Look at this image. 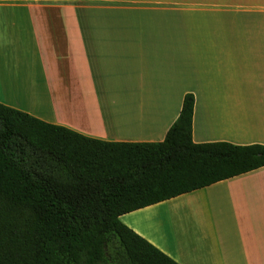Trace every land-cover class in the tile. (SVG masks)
Here are the masks:
<instances>
[{"label":"crops","instance_id":"0c3cea01","mask_svg":"<svg viewBox=\"0 0 264 264\" xmlns=\"http://www.w3.org/2000/svg\"><path fill=\"white\" fill-rule=\"evenodd\" d=\"M187 94L194 142L264 145V0H0V103L160 142ZM121 220L179 264H264V167Z\"/></svg>","mask_w":264,"mask_h":264},{"label":"trees","instance_id":"16d2710c","mask_svg":"<svg viewBox=\"0 0 264 264\" xmlns=\"http://www.w3.org/2000/svg\"><path fill=\"white\" fill-rule=\"evenodd\" d=\"M109 142L0 103V264H179L121 216L264 167V145Z\"/></svg>","mask_w":264,"mask_h":264},{"label":"rangeland","instance_id":"374dc122","mask_svg":"<svg viewBox=\"0 0 264 264\" xmlns=\"http://www.w3.org/2000/svg\"><path fill=\"white\" fill-rule=\"evenodd\" d=\"M203 34L206 35V34H209V33H196V32L181 33V38H182V36H184L185 39H187V38L188 39H198V38H202L201 35H203ZM186 35H187V38H186ZM123 220H126V219H123ZM123 220H121V221L123 222ZM124 224H126V223H124Z\"/></svg>","mask_w":264,"mask_h":264}]
</instances>
